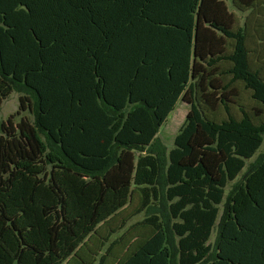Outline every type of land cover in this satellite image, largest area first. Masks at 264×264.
<instances>
[{
  "label": "trees",
  "instance_id": "16d2710c",
  "mask_svg": "<svg viewBox=\"0 0 264 264\" xmlns=\"http://www.w3.org/2000/svg\"><path fill=\"white\" fill-rule=\"evenodd\" d=\"M13 92L0 264H264V0H0Z\"/></svg>",
  "mask_w": 264,
  "mask_h": 264
},
{
  "label": "rangeland",
  "instance_id": "374dc122",
  "mask_svg": "<svg viewBox=\"0 0 264 264\" xmlns=\"http://www.w3.org/2000/svg\"><path fill=\"white\" fill-rule=\"evenodd\" d=\"M248 14L247 13H238V17L240 20V24H243L246 16ZM240 87L242 88V92H243V97L244 98H248L250 99V93L248 91H246L245 89H243V86L240 85ZM20 93L19 92H13L9 97H7L3 103L2 106L0 107V134L2 133V123L7 121L8 118L11 117L12 114H15L20 107ZM190 109V106L187 107L186 104H184V101H180L176 107V110L169 116L168 121L166 123V126H164L162 128L163 134L161 136V139L163 140V142L168 146L169 149L174 147V142H175V137L179 131V129L181 128L182 124L185 121V117H186V110ZM235 114H239L238 111H234ZM23 114L28 115L29 117H31L32 115L29 113V111L27 112H23ZM225 114L223 111H218V114L216 115V118H218L219 120L224 118ZM21 116L16 115V117L14 118L15 122H18L20 120ZM264 151V143L261 146V148L259 149L258 153ZM257 153V155H258ZM253 159L248 160V163H250ZM241 176H239L237 178L240 179ZM234 182H231L228 187H227V192L229 191V189L231 188L232 184ZM145 216V214H140L136 217V220H140ZM214 236V235H213ZM213 241V239H212Z\"/></svg>",
  "mask_w": 264,
  "mask_h": 264
},
{
  "label": "crops",
  "instance_id": "0c3cea01",
  "mask_svg": "<svg viewBox=\"0 0 264 264\" xmlns=\"http://www.w3.org/2000/svg\"><path fill=\"white\" fill-rule=\"evenodd\" d=\"M229 5H230V8H231V10H233L234 12H236L237 14L239 13H241L237 8H235V7H233L232 5H231V2L229 1ZM180 101H183L182 100V98L180 97L179 98V100H178V102H177V105H178V103L180 102ZM184 104H186L187 105V107L188 106H190L188 103H186V102H184ZM177 105H176V107H177ZM175 110H176V108H175ZM174 110V111H175ZM173 111V112H174ZM172 112V113H173ZM189 112V110L187 109L186 110V114ZM187 116V115H186ZM32 117V116H31ZM185 119H186V117H185ZM166 123L167 122H165V124L160 128V130H159V132L157 133V136L161 139V136H162V134H163V131L165 130V128H164V130H162V128L164 127V126H166ZM180 130V129H179ZM179 132V131H178ZM163 139V138H162ZM161 139V140H162ZM163 141V140H162ZM141 214H145V213H141ZM140 215V214H139ZM138 216V215H137ZM137 216H134L133 218H131L128 222H127V224L124 226V228H122V229H118V227H119V225L121 224V221L123 220L122 219V217L121 216H116V217H114V221L112 222V227L113 228H115V232H113L112 233V235H111V238H110V241H109V243L107 244V246L111 243V242H113V241H115V240H119V238H121L126 232H127V230H128V227H130L131 225H133V224H135V223H137L138 221H141V220H143L144 219V217L142 218V219H140V220H136V217ZM213 235L214 236H212V238H211V241H212V239H213V241H214V239H215V237H216V230H215V232L213 233ZM92 246V244H91V242H89V248ZM126 252H127V249H123L122 247H116L115 249H114V252H113V254H114V257H113V255H112V259H113V261L115 260V261H118L122 256H124L125 254H126ZM102 253H104V250H103V252ZM87 254L90 256L88 259H91L92 260V258H93V254L91 255V253H90V251L89 252H87ZM116 263V262H115Z\"/></svg>",
  "mask_w": 264,
  "mask_h": 264
}]
</instances>
